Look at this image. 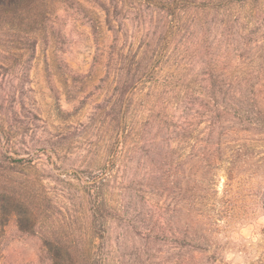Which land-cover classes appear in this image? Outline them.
I'll return each mask as SVG.
<instances>
[{
    "label": "rangeland",
    "instance_id": "374dc122",
    "mask_svg": "<svg viewBox=\"0 0 264 264\" xmlns=\"http://www.w3.org/2000/svg\"><path fill=\"white\" fill-rule=\"evenodd\" d=\"M1 3L0 264H264V0Z\"/></svg>",
    "mask_w": 264,
    "mask_h": 264
},
{
    "label": "trees",
    "instance_id": "16d2710c",
    "mask_svg": "<svg viewBox=\"0 0 264 264\" xmlns=\"http://www.w3.org/2000/svg\"><path fill=\"white\" fill-rule=\"evenodd\" d=\"M1 6H11L20 10L28 20L37 22L39 19L43 20L46 17L49 6L52 0H0ZM46 8V9H45ZM49 12V11H48ZM251 91L249 87H240L235 94L238 97L234 100L226 99V93L220 89L221 101L213 99L212 106L218 112L223 120L224 128L221 133V141L217 142L220 146L230 147V145L238 146L239 150L245 147H250L254 142L253 130L257 124L252 120V116L261 113V109H258L254 103L251 102V98L247 96ZM212 94L214 89L212 88ZM233 118H236V127L234 129H227L226 125H229ZM235 122V121H234ZM211 129L213 127L210 126ZM206 222V221H205ZM203 219L199 216H194L191 219L189 228L183 231H174L172 233L173 238L182 243L195 242L200 245L198 241L201 239L210 242V236L212 235L208 227H201V223L205 224ZM174 239V240H175ZM175 240V241H176Z\"/></svg>",
    "mask_w": 264,
    "mask_h": 264
}]
</instances>
